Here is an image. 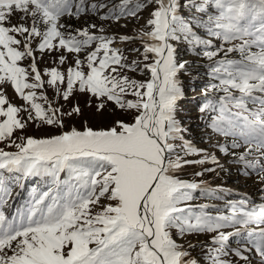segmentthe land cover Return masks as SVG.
<instances>
[{"label": "snow or ice", "instance_id": "obj_1", "mask_svg": "<svg viewBox=\"0 0 264 264\" xmlns=\"http://www.w3.org/2000/svg\"><path fill=\"white\" fill-rule=\"evenodd\" d=\"M149 5L155 7L145 26L134 36H119L121 42H141L143 51H132L142 59L130 62L121 49L110 47L115 37L90 32L95 24L68 30L61 22L65 16L104 8L108 12L102 20L139 19L138 13ZM209 5L216 14L203 27L219 46L192 30L179 14L180 0H119L112 7L100 2L87 8L86 0H0V143L7 141V147L16 149L0 148V170L49 178L47 190L35 193L26 208L9 216L3 207L10 188L0 177V264H201L176 242L171 229L180 235L217 232L212 243L220 247L208 248L205 259L232 264L221 258L228 255L225 242L250 224L258 226L248 232L250 243L264 259V205L248 208L242 203L227 216L209 215L207 205H201L193 215L186 202L200 185L171 175L185 164L207 162L184 159L203 151L188 141L180 145L183 156L176 154L174 142L183 141L184 131L175 111L183 94L177 74L186 62H177L170 41L181 37L190 46L208 49L203 56L210 61L221 52L240 53L239 61H214L209 75L218 83L205 92L210 88L224 94L200 110L218 113L209 125L215 131L244 139L248 148L240 160L253 150L264 153V0H202L199 5L189 0L184 7L204 12ZM45 51H59V65L68 60L64 52L72 54L71 64L66 71L51 67L42 73L35 54L42 59ZM24 59L31 61L27 68L20 65ZM137 71L150 78L141 81L127 74ZM5 84L24 106L7 99ZM45 84L64 101L77 93L87 95L95 115L103 117L112 104L110 114L118 109L131 119L117 118L97 128L85 120L81 128L71 126L59 134L14 139V132L29 124L65 129V117L82 115L79 104L64 112L43 91L38 95L36 90ZM21 112L26 115L21 117ZM232 147L239 145L233 142ZM220 151L227 149L220 146ZM210 162L218 163L214 156ZM61 173L66 179H60ZM222 228L235 230L225 233ZM232 251L247 260L240 250Z\"/></svg>", "mask_w": 264, "mask_h": 264}, {"label": "rangeland", "instance_id": "obj_2", "mask_svg": "<svg viewBox=\"0 0 264 264\" xmlns=\"http://www.w3.org/2000/svg\"><path fill=\"white\" fill-rule=\"evenodd\" d=\"M103 2L108 7L119 3V0H86V8L92 3ZM189 3V0H180L181 7L179 14L182 18L189 23L192 30L202 39L212 40L213 44L219 46V41L207 34V30L203 27V22L208 19L209 15L216 14V10L210 5L206 7L204 12H197L194 7H184ZM194 3L199 5L202 0H194ZM155 5H149L138 13L139 19L132 17H123L119 21L112 19L102 20L100 17L106 15L108 8L100 9L96 12L85 11L79 16H65L61 22L69 26L68 30L82 29L91 24L97 26L96 29H90V32L96 35H106L115 37L114 42L110 47L119 48L123 51L124 55L128 57L129 62L133 59H142L139 52H133V48H139L142 52L141 42L139 40L121 42L119 36L128 35L134 36L137 31L145 26L146 21L150 18V12ZM103 29V33L99 29ZM150 30V29H145ZM176 48L177 62H186L184 70L177 74V79L180 82L182 89V97L176 103V119L184 129L182 132L183 141H175L177 145V153L183 156L180 151V145L184 141L190 142L197 149L203 150L201 155L185 156L186 160H201L205 159L207 162L203 164H185L183 167L176 169L171 173L174 177L187 182H194L200 185L199 188L191 190L193 199L186 202L192 207L193 215L198 214L201 205H207L204 209L206 213L212 216L217 215H230L233 208H238L242 203L246 207L252 208L253 206L264 205V181L260 179L264 173L260 172V168L264 166V153L253 150L245 160H240V156L245 153L248 145L240 136L224 135L209 127L211 119L218 113L211 110L202 112L200 109L209 101L216 102L219 97L224 93L213 89L205 88L213 83H218V80L212 79L209 75L211 67L215 66V60H232L239 61L240 53L221 52L212 61L203 56L205 47L203 45L190 46L183 37L179 41H170ZM230 45H225L229 47ZM93 44L88 50L94 48ZM214 50V49H212ZM61 53L45 51L42 55L37 52V66L43 73L45 68L59 67L61 71H66L67 67L71 64L72 54L64 52L63 54L68 57L64 65L58 64V57ZM85 53L81 54L83 57ZM30 59H24L20 65L27 68ZM147 62H151V59ZM142 66V65H141ZM131 78L136 80H147L150 74L147 72L141 73L130 72L127 73ZM47 78L45 77V80ZM7 99L15 106H24L25 102L17 96L10 85H3ZM27 91V90H26ZM39 95L41 91L48 97L53 107L60 108L62 111L67 112L75 104H79L82 109V115L73 116L71 118L65 117V129L40 124H29L23 132L17 130L13 134V138L24 136H33L35 138H43L50 135L59 134L60 131L66 130L71 126L81 128L85 120L88 121L89 126L97 128L117 118L130 120L131 114L116 110L115 114H110L114 105L109 104V112H106L103 117L95 115V109L87 106L88 96L85 94H75L68 101H64L60 96L55 93V90L49 88L47 84L43 89H37ZM238 94V93H234ZM131 98V97H129ZM45 107L47 104L43 100H37ZM251 107V105H249ZM26 113L21 112L20 116L24 117ZM19 142V141H17ZM235 142L239 147L233 148L232 144ZM7 141L0 143V148L5 151H16L14 147H7ZM220 146H224L227 151L221 152ZM215 157L218 163L210 162L211 157ZM175 159V155L172 156ZM246 162L255 163L256 168L246 166ZM209 169H212L209 171ZM201 172L202 175L197 176L196 173ZM67 174L61 173L60 179H66ZM0 177L5 181L6 186L10 188V195L6 198L7 202L3 207L6 215L11 216L17 209L26 208L35 193H40L47 190L49 178L44 176L23 175L20 172H8L0 170ZM107 201L102 200L101 203ZM185 205L182 204L181 207ZM258 226L250 224L247 229L241 231L238 235L230 237L226 243V251L228 255L221 257L232 262V264H264V259L255 251V247L250 243L248 236L249 231H255ZM233 228H222L219 231L225 233L232 232ZM173 238L176 242L189 250L193 257L201 261V264H210L205 259L208 248H218L220 245L212 243V237L217 235V232H187L183 235L177 233L176 229H171ZM189 245L194 247L189 248ZM240 250L247 260L240 259L233 254L232 250Z\"/></svg>", "mask_w": 264, "mask_h": 264}]
</instances>
